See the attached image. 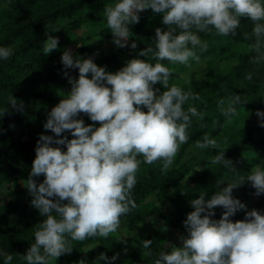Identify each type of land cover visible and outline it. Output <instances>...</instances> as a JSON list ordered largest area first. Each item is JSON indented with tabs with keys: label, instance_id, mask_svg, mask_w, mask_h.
I'll use <instances>...</instances> for the list:
<instances>
[{
	"label": "clouds",
	"instance_id": "1",
	"mask_svg": "<svg viewBox=\"0 0 264 264\" xmlns=\"http://www.w3.org/2000/svg\"><path fill=\"white\" fill-rule=\"evenodd\" d=\"M148 9L162 14L166 26V30L155 29V50L147 47L139 52L143 57L152 54L157 61L154 65L133 58L119 71L110 73L91 57L75 58L70 49L61 55L63 68L78 69L79 77L74 79L64 72L71 91L47 114L43 127L56 137L67 131L73 138L54 139L40 134L37 140L36 156L24 186L32 196L31 205L43 219L36 226L34 242L23 255L26 264H51L71 254V241L107 238L116 232L121 217L137 207L132 190L141 163L138 156L146 164L161 161L162 170L173 164L180 146L188 142L191 118L203 116L195 107L185 111V103L199 97L175 84L170 86L173 70L160 61L185 66H190V60L199 62L195 49L206 50L207 43L193 28L200 32L214 28L221 36L235 35L241 18H247L254 23L252 34L256 38L251 47L257 55L252 60L264 61L262 0H118L103 10L117 47L128 46L129 26L139 23V14ZM46 36L42 43L44 55L56 50L59 43L58 37L50 33ZM130 47L134 50L137 44L132 42ZM12 54L10 47H0V59L6 60ZM156 84L164 90L154 88ZM240 103L239 95L228 101L226 108L225 101H219L222 114L229 119L236 115ZM8 106L12 110L24 107L13 95L8 97ZM81 113L94 123L85 125L77 119ZM256 115L264 127V111L257 110ZM95 122L100 126L96 127ZM53 144L66 145L67 150ZM197 147L217 148V140L204 135ZM210 162L222 163L235 172L232 161L225 159V151ZM41 175L44 180L37 183L34 178ZM245 182L251 183L256 195L264 194V167L255 165L246 181L228 183L207 201L203 193L192 200L194 211L183 222L188 235L180 237L182 246L169 244L170 251L161 252L155 264H264V214L253 209L244 220H230L246 207L232 195ZM216 207L224 209L219 220L211 218ZM152 243L143 240L142 248L149 249ZM118 255L109 258L101 252L96 264H114ZM12 260V254H5V264ZM77 264H86V260Z\"/></svg>",
	"mask_w": 264,
	"mask_h": 264
},
{
	"label": "trees",
	"instance_id": "2",
	"mask_svg": "<svg viewBox=\"0 0 264 264\" xmlns=\"http://www.w3.org/2000/svg\"><path fill=\"white\" fill-rule=\"evenodd\" d=\"M105 1L108 0H0L2 9L0 18L5 19V22L0 23V47H10L13 51L8 59H0V184L12 182L13 186H19L20 181H27L36 156L35 148L40 134L53 136L54 139L67 137L71 140L73 138L67 131L62 133L61 137H56L51 131L45 130L43 125L51 110L40 111L35 108V105L40 104L50 105L53 108L64 98L65 88L70 84L64 75L65 71L74 79L79 77L78 69L65 70L61 66H48L45 63L42 43L47 39L46 33H52L54 29L58 28L60 20L73 18L83 12L88 5ZM139 15V23L129 26L132 40L128 46L119 48L115 53L98 59L91 57L94 63L105 67L106 71L108 69L119 71L133 58L146 60L153 65L157 62L153 59L152 54L143 57L139 56V52L147 47H152L155 50V29L159 27L166 30L162 20H156L162 14H156L148 9ZM89 19H94V17L90 14L84 19L74 20L72 26L77 28ZM253 27L254 23L251 20L241 18L240 27L236 30L235 35L221 36L214 28L203 32L193 28L192 31L200 37L202 42L207 43V49H209L215 42L224 38L235 43L252 46L256 39L252 34ZM177 31L179 32V30ZM261 41V51L264 52V37L261 38ZM132 42L137 44V48L134 50L130 47ZM160 62L165 66L171 64L166 60ZM260 63L263 65L262 70L264 71V61ZM258 69L257 63L242 60L237 73L232 75L243 82H251L249 89L240 88L238 81L230 79V74L215 76L213 72L208 73L203 84L183 87V91L191 92L193 96L199 97V99H190L186 102L183 106L185 111L190 106L195 107L203 115V118H191V124L187 128L189 139L180 148L178 159L183 157L185 148L193 144L196 138L204 135L215 137L220 134L225 121L229 119L219 109L220 100H224L228 106V101L239 95L241 103L236 105L238 110V107L243 104L245 96L255 93L262 87L264 75L256 76ZM28 75L31 77L30 81L20 86L21 78ZM88 78H91V74ZM154 88H159L161 92L164 90L160 84L154 85ZM12 95L23 103L22 110L9 108L8 97ZM198 103L199 105H197ZM5 110L9 111L4 114ZM77 119H82L85 125L94 123L84 113L79 114ZM95 126L99 127V122H95ZM263 130L264 127L260 126V118L256 115V111L252 110L248 116L247 126L239 132L237 139L225 148H214L209 155L207 165L191 175H188L189 170L185 164L177 168L162 170L161 161L146 164L143 162V157L138 156L137 159L141 163L136 173L137 183L132 190V199L137 207L121 219L126 218L127 223L131 226L143 224L148 219L158 222L161 218V207L151 206L145 200L162 188L172 187L179 181L185 180L184 190L170 200L172 203L182 200L185 204L183 207L175 206L168 222L171 228L178 227L185 230L183 222L186 220L187 214L194 211L191 205L192 200L198 199L202 193L205 200H209L216 193L215 185L222 180L235 183L246 181L251 170L246 164L248 154H253L264 164V138L261 136ZM15 132H17L16 135H14ZM52 146L59 147L62 151L67 150L66 145L53 144ZM224 151L225 159L232 161L235 172L222 163L212 164L210 162L212 158ZM34 179L37 183H42L44 176L41 175ZM238 187L240 193L237 199L246 207L230 217L233 223L244 220L246 213L253 209L261 212L260 207L258 205L251 206L247 202V198H264V194L256 195V190L250 182H245ZM23 194L24 201L15 196H0V259L5 258V254L25 255L34 242L36 226L43 219L39 210L31 205L32 196L26 187ZM92 244L95 246L87 251L86 248ZM71 247L73 248L71 254L59 257L52 264H77L78 261L85 259L96 250L102 251L109 258L119 254L114 264H155L160 255L142 254L125 242L110 236L71 241ZM86 264L91 263L87 262ZM99 264H105V262L101 261Z\"/></svg>",
	"mask_w": 264,
	"mask_h": 264
},
{
	"label": "rangeland",
	"instance_id": "3",
	"mask_svg": "<svg viewBox=\"0 0 264 264\" xmlns=\"http://www.w3.org/2000/svg\"><path fill=\"white\" fill-rule=\"evenodd\" d=\"M264 1V0H262ZM118 1L108 0L105 2H96L87 6V8L74 16L73 18H64L58 22L59 31L50 33L51 35L58 37L59 43L58 48L53 50L50 54L44 55L45 63L48 66L58 67L63 65L61 63V55L65 49H70L75 58H101L105 55L115 53L119 47L113 43V37L110 30L107 28L106 17L104 16L103 10L106 5H114ZM0 8V12H1ZM92 15L94 19L86 20L82 25L77 28H73L72 23L77 19H84ZM157 21L162 20V15L156 19ZM5 22V19L0 18V23ZM131 31V30H130ZM132 40V32H130V38L128 43ZM79 46V47H78ZM85 49H87L85 51ZM197 55L200 60L196 62L190 60V66H185L179 63H171L166 66L173 70V75L169 80V85L175 84L178 87L201 85L207 78L209 72H213L215 76L231 75L230 79H235L240 84V88H250L251 82H243L232 75L237 73V69L240 68L242 60L253 61L252 57L257 55L252 51V47L246 44L235 43L228 38H224L214 43L212 47L206 50L196 49ZM259 69L256 71V76L264 75L262 70L263 65L259 62ZM64 69V68H63ZM107 72L115 73L117 70L108 69ZM30 75L21 78L20 86L25 85L30 81ZM235 83V82H234ZM237 83V82H236ZM71 91V84L67 85L64 92V98L67 93ZM199 105V103L197 104ZM226 104L223 107L226 108ZM37 110H51L50 105H35ZM221 110V106L219 107ZM147 111L146 108L143 109ZM257 112L264 111V84L255 93H250L245 96L243 104L238 107L236 115L231 119H227L223 125L222 131L218 136L212 137L211 139L217 140V148H225L232 141L237 139V136L241 130L247 126L248 116L251 111ZM203 116V115H202ZM200 119V118H197ZM17 132L14 133L16 135ZM261 136L264 138V130L261 132ZM203 136L196 138L195 142L189 145L184 150L183 157L178 159V153L173 159V164L169 167L177 168L182 164H185L189 170V174H193L195 171L205 167L209 162V155L214 148L201 149L197 147V141H202ZM183 145L180 146V148ZM180 150V149H179ZM246 164L251 169L255 165L259 164L264 167L262 161L258 160L253 154L246 156ZM228 183H235L231 181L222 180L215 185V191L218 192L224 187H227ZM25 181H20L19 186H13L12 182H3L0 184V196L1 197H18L21 201H24L23 191L25 189ZM186 187L185 180L179 181L172 187L162 188L161 190L150 196L146 203L151 206L161 207V218L158 222L148 219L143 224L129 225L126 218L121 219V224L118 230L111 233L109 236L121 240L131 246L138 252L151 255L160 254L164 251H170L168 245H175L177 247L182 246L181 236L187 237L188 233L186 229L178 227L171 228L168 225L171 219V213L174 212L175 206L183 207L185 204L182 200H178L176 203L170 201L179 192H182ZM239 187L235 188L232 192L234 198L237 199L239 196ZM247 202L251 206L258 205L261 213L264 214V198L259 199L257 197L247 198ZM144 203V202H143ZM224 209L222 207H216L214 209L215 215L211 217L214 220H219ZM217 216V217H216ZM216 217V218H214ZM143 240H152L153 243L149 249L142 248ZM95 245L87 247L86 250H90ZM102 251H95L93 254H89L84 260L86 263L96 264V257ZM13 260L11 264H26L23 256L12 255ZM54 262L51 261V264ZM0 264H5V258L0 259Z\"/></svg>",
	"mask_w": 264,
	"mask_h": 264
}]
</instances>
